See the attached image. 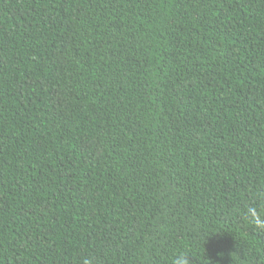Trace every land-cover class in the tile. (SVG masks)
<instances>
[{
  "label": "trees",
  "instance_id": "1",
  "mask_svg": "<svg viewBox=\"0 0 264 264\" xmlns=\"http://www.w3.org/2000/svg\"><path fill=\"white\" fill-rule=\"evenodd\" d=\"M264 0H0V264H264Z\"/></svg>",
  "mask_w": 264,
  "mask_h": 264
},
{
  "label": "clouds",
  "instance_id": "2",
  "mask_svg": "<svg viewBox=\"0 0 264 264\" xmlns=\"http://www.w3.org/2000/svg\"><path fill=\"white\" fill-rule=\"evenodd\" d=\"M249 215L252 218L253 223L256 227L264 229V220L260 218V215L257 213L255 209H249ZM189 257L180 256L176 260V264H189Z\"/></svg>",
  "mask_w": 264,
  "mask_h": 264
}]
</instances>
